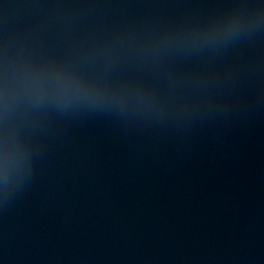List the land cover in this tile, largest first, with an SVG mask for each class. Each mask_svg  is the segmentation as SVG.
I'll return each instance as SVG.
<instances>
[{"label":"water","instance_id":"1","mask_svg":"<svg viewBox=\"0 0 264 264\" xmlns=\"http://www.w3.org/2000/svg\"><path fill=\"white\" fill-rule=\"evenodd\" d=\"M0 264H264V0H0Z\"/></svg>","mask_w":264,"mask_h":264}]
</instances>
